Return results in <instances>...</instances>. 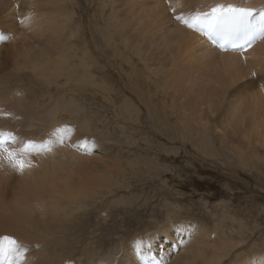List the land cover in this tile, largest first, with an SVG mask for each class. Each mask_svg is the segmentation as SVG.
<instances>
[{
	"label": "bare ground",
	"instance_id": "1",
	"mask_svg": "<svg viewBox=\"0 0 264 264\" xmlns=\"http://www.w3.org/2000/svg\"><path fill=\"white\" fill-rule=\"evenodd\" d=\"M179 5L176 0H23L17 8L11 0H0V28L16 35L15 49L6 54L0 66L29 70L31 79L48 83L57 82L61 72H65L66 83L76 78L77 82L93 81L96 85L99 78L98 85L110 98L115 117L130 122L127 128L133 133L179 128L184 134H208L212 130L210 120L214 128L241 136L242 143L255 141L264 146V39L246 50L222 51L202 32L175 19L177 14L210 12L217 5L264 9V0H179ZM57 16H61V26ZM99 19L104 27H97ZM22 29L26 35L19 37ZM87 31L92 32L90 38ZM78 34L89 43L84 39L77 43L83 46L80 53L73 40ZM89 45L95 50L92 53ZM98 53L109 57L103 60V56H95ZM90 67H94V74L79 72ZM115 69L117 74L110 73ZM256 74L262 78H255ZM7 78L0 82V98L13 95ZM117 81L123 82V88ZM6 88L8 93H3ZM61 105L60 110L66 111ZM53 115L51 112L47 119L38 117L28 123L23 122L25 117L15 121L14 116L9 119L1 115L0 131L18 138L15 144L9 141L7 147L18 148L37 132H43L42 138L47 136L59 122ZM66 128L71 129L67 134L75 132L71 124ZM206 138L201 135L199 143L205 144ZM57 140L60 136L46 145ZM78 143L82 147L83 143ZM92 150V146L87 149ZM30 155L26 157L32 164L22 172L7 159L0 161V237L14 238L23 246V264H72L61 260L65 242L73 230L83 228L95 216L92 206L106 197V189L108 196L113 195V185L103 176V164L95 163L90 154L79 149L53 145ZM170 223V230L159 232L162 237L151 236L154 232L143 237L121 264H209L204 255L209 239L194 222L172 220L164 226ZM240 249L232 252L237 264H264V257L256 260L258 252L245 258ZM213 252L214 264L229 256L227 248ZM117 259L110 264H119ZM97 264L109 262L105 259Z\"/></svg>",
	"mask_w": 264,
	"mask_h": 264
},
{
	"label": "rangeland",
	"instance_id": "2",
	"mask_svg": "<svg viewBox=\"0 0 264 264\" xmlns=\"http://www.w3.org/2000/svg\"><path fill=\"white\" fill-rule=\"evenodd\" d=\"M11 1L17 8L23 2ZM56 18L57 24L61 26V16ZM92 19L93 26L96 24L94 16ZM98 25L104 27L101 20ZM26 32L22 29L19 37L25 36ZM97 33L96 37L99 35L98 40H101L99 43L104 45L103 38ZM87 34L90 38L92 32L87 31ZM15 36L6 28H0V61L6 54H10L11 49H15ZM88 38L78 34L73 40L77 44L81 39L86 42ZM77 46L75 50L80 53L83 46ZM89 50L91 53L95 51L91 45ZM106 54L95 56H103L102 59L106 60L104 58L109 57ZM5 67L0 66V82H5L8 77V85H13V95L0 98V118L1 115L9 119L14 116L16 121L25 117L23 122L28 123L39 118L47 119L54 112L59 119L57 126L50 129L43 138V132L31 134L30 141L43 148L69 146L79 149L83 154H90L95 163L103 164L106 168L103 176L109 185H113V195L108 196L109 190L106 189V197L92 206L96 214L87 220L91 221L89 225L86 221L83 228L73 230L69 241L65 242V254L61 260L72 264H97V261L106 259L110 264L117 256L116 262L121 264L125 254L128 252L131 256L132 249L135 250L147 234L154 232L151 236L157 234V237H162L159 232L170 230L173 223L164 225L172 220L190 224L194 222L195 228L205 235L206 240L209 239V247L204 253L209 264H212L211 261L214 264L213 251L221 248H227L229 253L221 264H237L232 252L238 248H241V253L244 252L243 255L239 254L240 257L252 258L258 252L256 260L263 259V145L255 141L254 145L252 142L250 145L242 143L239 138L241 136L214 128L210 120L208 124L212 130L208 134H184L178 131L179 128L148 132L139 130L141 133H133L127 128L130 122L115 117L110 98L99 86V78L96 85L93 81L77 82L76 78L66 83L63 75L65 72H61L62 75L55 78L57 82L48 83L46 80L31 79L29 70ZM104 67L109 69L106 62ZM81 69V74H94V67ZM112 72L117 74L118 70ZM254 77L259 79L261 76L256 74ZM117 82L123 88V82ZM3 91L8 93V88ZM60 105L67 110H60ZM70 124L74 133L56 132ZM201 135L207 137L205 144L199 143ZM58 136L60 140L51 143L53 145H46ZM75 138L83 143L82 147L74 142ZM91 146L93 150L87 151ZM25 159L29 163L32 161L29 157ZM33 162L36 163L35 160ZM2 232L0 226V234ZM201 260L199 257L198 261Z\"/></svg>",
	"mask_w": 264,
	"mask_h": 264
},
{
	"label": "snow or ice",
	"instance_id": "3",
	"mask_svg": "<svg viewBox=\"0 0 264 264\" xmlns=\"http://www.w3.org/2000/svg\"><path fill=\"white\" fill-rule=\"evenodd\" d=\"M177 6L179 0H176ZM173 12L176 8L173 7ZM175 19L186 27L200 31L221 49L246 50L257 40L264 39V9H251L235 5H217L210 12H195L191 15L177 14ZM70 132L71 129H57L56 132ZM18 142L13 133L0 131V161L8 163L18 171L29 167L25 159L32 152L39 151L40 146L34 141L20 142L18 148L7 147V143ZM50 150V149H49ZM23 246L11 237L0 238V260L2 264H23ZM11 257V259L9 258Z\"/></svg>",
	"mask_w": 264,
	"mask_h": 264
}]
</instances>
